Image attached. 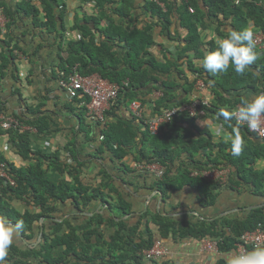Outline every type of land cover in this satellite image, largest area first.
Segmentation results:
<instances>
[{
  "label": "trees",
  "instance_id": "16d2710c",
  "mask_svg": "<svg viewBox=\"0 0 264 264\" xmlns=\"http://www.w3.org/2000/svg\"><path fill=\"white\" fill-rule=\"evenodd\" d=\"M56 1L50 0L51 6L57 7ZM79 1L83 3L93 2L95 13L94 15L84 13L82 19L75 20L78 22L70 28V31L78 32L79 39L77 41H69L64 46L62 45L64 25L61 22L64 9L62 15L59 13L55 16L52 12V7L48 6L49 0L41 1L42 10L34 6L35 3L32 0H20L18 1L19 3L15 4L14 8H8L5 4L0 6V8L9 22H13L15 17H19V12L23 11V17L25 19L30 17L35 28H43L46 32H55L57 34L59 42L56 44V49L57 52H62V55L58 59V65L54 64L52 66V79H58L55 72L56 69L67 75L72 72L73 67H76L81 75L97 74L111 84H120L121 81L127 80L128 88L125 89L126 91L124 90L125 93L123 94V99L125 100L139 99V95L143 93L142 91L147 89H153V91L161 94L160 99L151 102L152 111L157 114L161 109L172 106L177 107L189 102L188 98L173 102V92L170 91L175 84L173 81L175 78H173L171 72L174 73V76L180 77L182 74L180 65L186 64L187 71L197 74L207 86L209 80L215 81L214 88H209L215 95L214 101L212 100L207 107L201 108L206 111L205 117L211 118L213 121L218 120V122L226 126L229 132L232 131L230 124L238 126L234 119L230 122H224L222 117L218 119V112L225 107L224 105H228L232 109L236 103H241L242 96L236 97V99L231 101L224 97L228 89L255 88L257 76L254 70H258L262 75L261 78L264 79V49H255L260 53V58L250 66V70L246 71L244 75H237L230 66L226 72L212 76L201 66L195 67L191 58L195 57L201 60L204 57L205 50L198 49L201 45L199 29L207 27L208 22L209 25L215 26L212 31L218 37L219 35L220 37H225L227 34L224 35L220 31L225 28L224 23L227 17H232L233 19L232 24L228 25L230 30L240 31L249 26L248 22H252L255 29L257 28L263 34L264 42V10L254 7L251 1L255 0H241V4L237 6L233 5L230 0H201V6L198 5L197 0H186V3H181L178 6H176L174 0H157L164 4V11L157 6L155 0H147L145 5H143V10L149 14V23L144 24L142 27L137 26L134 19L125 20L128 16V10L124 5L129 0H121L119 8L113 11L107 7L111 4L109 0ZM188 8L192 9L191 13L188 12ZM41 13H43V17H40ZM110 13L118 14L122 21L119 24H115L110 17ZM171 16H176L175 19L179 22L178 25L185 32L183 42L179 41L177 43L178 50L176 53L156 45L153 37L155 35L154 31L158 27L163 37L169 42L179 40L180 35L174 33V37L172 36L173 32L170 31L171 21L169 17ZM55 19L61 23L56 25ZM9 22L6 24L4 39L0 40V79L6 73H10L14 79L17 77L15 73V58L12 55L13 48L10 45L13 26L12 24L9 25ZM103 22L108 23V25L102 26ZM96 34L99 37L97 39ZM208 45V52L217 48L211 41ZM151 47L161 49L160 57L163 59L162 61H158L150 54ZM119 51L120 54L118 53ZM191 51L194 52L192 56L189 54ZM87 65L90 66L88 72L86 70ZM42 75L44 76L43 73ZM31 76L32 69L27 72V77ZM59 78L61 77L59 76ZM192 85L193 82L184 88V94H188L191 90L193 91ZM218 88L221 89V92L217 91ZM72 101L81 102L78 99H73ZM139 101L144 103L141 97ZM38 111H35L36 114ZM78 113V119L80 120L78 133L84 135V138L90 144L96 143L102 137L100 146L96 151H107L113 159L111 163L120 165L126 172L130 170L124 164V159L127 157H132L135 163H157L163 166L165 168L163 176L161 179H156V185L162 190L160 192L162 194L165 186L168 187L167 190H179L188 186L198 191L199 195L203 197L202 202L205 206L214 205L217 197L216 190L220 188V185L217 182L208 181L199 176L193 177L190 174L191 170H206L205 167L211 164L214 167L223 165L225 168L230 169L232 177L234 176L238 181L250 185L254 194L264 197V168L260 171L253 170L255 161L264 160V143L256 144L252 142L247 136L254 137V139L256 136L249 134L248 131L240 126L238 127L244 140V146L241 155L233 157L231 155V141L219 140L216 142L217 140H214L209 133L200 131L197 128L195 119H187L184 115L180 117V121L162 126L157 135L150 136L146 128L140 129V123H136L133 118L123 119L116 116L114 122L109 123L106 120L103 124L86 121L82 107L79 108ZM109 113H106L107 117ZM43 114L41 113L42 116L39 118L33 117L34 119H26L24 122L34 126L39 136L46 137L50 133L48 120L51 118L49 115ZM111 117H115L114 111ZM27 137L28 135L18 134L16 131L10 134V140H12L16 155L23 161H27L25 168H16L8 164L3 156H0V164H3L6 170L9 169V175L12 176L16 184L15 188H4L3 181L0 179V217L7 218L14 224L22 222L23 226L19 230L30 234L32 231L30 228L42 216L49 215L53 211L48 200L62 203L75 196V193H72L75 191L79 192L82 203L86 205L100 190L98 189L94 194L88 196V192L80 187V181L78 180L79 163H77L76 159H73L74 157L76 158L73 155L76 152L75 147L67 150L70 153L69 155L72 156L74 163L77 164V168L71 166L67 168L64 164L58 162L59 156L57 154L59 153L54 152L47 156L41 151L31 150L32 147ZM199 154H201L200 157L202 159L198 157ZM179 159L181 161L179 167H174L173 162L179 161ZM203 159L204 162H201ZM51 167L61 174H68L73 182L71 184L50 182L46 177L47 172L52 170ZM102 174L104 176L103 171ZM169 175L171 176L170 178ZM102 180L106 183L109 177L105 176ZM169 181L170 185L167 184ZM23 197L30 200V205L37 209V213L25 212L19 214L7 204V199L24 200ZM119 204L121 206L120 209L125 211V205ZM159 226L161 231L165 232V234L168 233L167 229H170V223H159ZM195 228L196 230H193V228L189 229V233H185L181 229H178V231L186 237L194 236L199 240L216 241L220 254L226 255L233 252L236 239L241 234L256 229L264 231V214L262 209H257L251 211L245 219L215 220L210 224L203 223ZM85 231V234L88 235L94 233ZM76 237L72 234L71 238H74V240L69 244H73ZM55 241L54 244L58 242L57 239ZM121 241L122 237H120L119 232L114 234L111 237L112 246L108 247V254L114 248L119 249ZM152 243L151 236L145 243L142 241L138 244L130 243L129 253H123V255L131 258L130 260L133 264H143L142 252L148 249ZM69 244L62 257L54 258V260L50 261L52 263L61 262L62 264H91L93 257L100 253L97 251L93 255L91 251H88L86 255H75L73 246ZM257 248H264V245ZM257 248L249 247L248 252ZM41 249L44 248H40L38 251L20 252L10 247L8 256L5 258V264H44L41 261L35 263V260H32L35 257H43ZM69 256L73 257L68 259ZM47 257H50V255H47ZM28 260H32V262ZM232 261L227 262L222 259L219 264H232ZM47 264L51 263L48 261Z\"/></svg>",
  "mask_w": 264,
  "mask_h": 264
},
{
  "label": "crops",
  "instance_id": "0c3cea01",
  "mask_svg": "<svg viewBox=\"0 0 264 264\" xmlns=\"http://www.w3.org/2000/svg\"><path fill=\"white\" fill-rule=\"evenodd\" d=\"M18 1L20 0H0V6L5 4L8 8H14L15 4L19 3ZM41 1L42 0L32 1L35 3L34 6L39 10L43 9V6L40 5ZM146 1L147 0H129L126 5H124L128 10V16L125 20L134 19L136 25L139 27L148 24L149 14L143 10V5H145ZM174 1L178 3L177 0ZM230 1L233 3V0ZM109 2L111 4L107 7L112 11L118 9L119 5H121V0H109ZM197 2L199 6L202 5L201 0H197ZM56 4L57 7L51 6L52 4L49 0L48 6L52 7V12L55 16L59 13L62 15L64 9V14L61 19L64 25V35L65 33L71 32L70 28L78 22L75 20L82 19L84 13L91 15L95 13V10H93V2L83 3L79 0H57ZM239 4H241V0ZM163 5L162 3V8ZM178 5L179 4H177V6ZM233 5L235 4L233 3ZM1 12L0 8V13ZM23 15V11L19 12V17L17 16L13 22H9V25L12 24L13 26L10 45L13 50L18 51V54L26 53L28 55L26 57L13 55L15 58L14 62L16 67L18 64L22 65H19V68H21L20 70L24 74L32 69L34 81L32 77L29 78V81L32 83L31 86H26L23 81L21 90L20 87H15V80L11 74L6 73L4 77L0 79V112L15 116L20 121L24 118L28 120L39 118L42 116L41 113L47 116L49 115L52 120H48L50 132L48 136L44 137L40 135L38 138L36 137V135H38L36 133L35 135L28 134V140L32 147L31 150L41 151L47 156L57 152L59 153L57 154L59 156L58 162L64 164L67 168L70 166L77 168V164H75L73 160L76 159L77 163H79L78 180L80 181V187L88 192V196L94 194L98 189L100 192L86 205L82 203L79 192L75 191L72 192L75 193V196H72V198L62 203L48 200L53 211L49 215L42 216L40 220L30 228L32 230L30 234L18 230L14 235L13 243L10 247L20 252L38 251L40 248H44L41 249V255H43V257L40 255L41 257L32 259L35 260V263L41 261L47 264L49 261L51 264H62L61 262L52 263L50 260L62 257L63 252L67 249V245L74 240V238H71L72 234H74L75 237L77 236L76 240L73 244L69 245L73 246L75 255H86L88 251H91L93 255H95L97 251L100 252L93 257L91 264H133L130 260L131 258L123 255V253H129L130 243L138 244L140 241L145 243L149 240V236H151L152 242H157L165 252L158 264H219V261L222 259L231 262L233 260L232 254L225 255L204 252L202 250L203 239L199 240L194 236H183L178 229H181L185 233H189V229L193 228V230H196L195 227L203 223L210 224L215 220L227 221L245 219L251 211L257 209H262L264 214V197L254 194L250 185L238 181L234 176L232 177V171L225 168L223 165L214 167L209 164L208 167H205V169L213 171L215 176L214 180L217 183L221 173L226 175L228 181V184L216 190L217 197L214 205L205 206L202 202L203 197L192 187L185 186L179 190H167L168 187L165 186L163 194L160 193L162 190L156 185V178L150 173L138 170L135 167V162L132 157L124 159V164L130 169L128 172L120 165L111 163L113 159L107 151H96L100 146L99 142L90 144L89 141L84 138V135L78 133L80 127L78 110L63 102L62 95L57 90V87L51 83L50 86H42L37 89L36 86L38 85V81L36 79L39 78V74L34 72V70H40L43 67L42 64H47L48 66L53 65V56L47 49H52V51L56 50V44H58L59 41L55 32H46L43 28H35L32 19L30 17L25 19ZM42 15L43 14H40V17H43ZM110 17L115 24H119L122 21L116 13H110ZM175 18L176 16L169 17L171 21L170 31L173 32L172 36L174 37V33L179 34V40L169 42L163 37L158 27L154 31L155 35L153 36L156 45H160L163 49H169L174 53L178 50L177 43H179V41L183 42V37L185 36V32L182 31L178 25L179 22ZM55 21L56 25L61 23L57 21V19H55ZM232 21V17H227L224 23L225 28H222L220 33L222 32L226 35L230 31V26L228 25L232 24ZM248 24L249 26L247 28H251L253 33L259 31L257 28V30L255 29L252 22H248ZM103 25H108V23L103 22L102 26ZM214 27V25L211 26L207 22V27L201 28L198 31L201 44L198 49L205 50L204 55L208 53L206 48H209L208 43L210 41L213 45L217 46L218 39L224 38L220 37V35L218 37L214 31H212ZM72 33L74 36L78 35V32ZM95 36L96 39L99 38L97 34ZM69 41H62V44L65 45ZM160 50L161 49L157 47L150 48V54L158 61L163 60L160 57ZM118 53L120 54V51ZM189 54L192 56L194 52L191 51ZM55 57V62L57 63L58 56L56 53ZM191 61L195 67H200V60L198 58L192 57ZM89 68L90 66L87 65V72ZM180 69L182 72L180 77L174 76V73L171 72L173 78H175V80H173L175 83L174 87L170 90L173 92V102L180 101L184 98L192 100L195 97L192 90L188 92L189 95L184 94V88L192 83L191 81L194 79L195 75L187 71L186 64L180 65ZM254 73L257 76V82L254 85L255 88L249 89L245 87L238 90L228 89L224 97L231 101L239 96L244 98L264 94V79L261 78L262 75L258 70H254ZM217 91L221 92V89L218 88ZM142 92L144 100L142 104L146 108L144 109L145 113H148L149 109L147 108L151 109V102L158 100L160 98V93L153 91V89H147ZM202 95L209 96L213 101L215 99V95L210 89ZM41 100H43L44 103ZM129 102V100L127 101L121 98L115 105V117H111L113 112H110L111 115L109 113L107 117L108 122H114L117 115L123 119H130L128 112ZM42 105L43 109H41ZM238 105L239 104L236 103L232 109L228 105H224L225 107L223 108L234 110ZM30 106L35 110H39L38 113L32 115L34 111L28 114H24L21 111L23 107ZM26 115L29 116L25 117ZM195 124L200 131L202 130L209 133L214 140H217L216 142L219 140L230 141L226 134L230 132L226 126L218 122V120L213 121L211 118L205 117L198 119ZM221 126L223 130L218 133L217 130L221 128ZM197 131L196 135L198 134ZM10 134L6 135L4 132H0V156H3L8 164L16 168H25L27 166V161H23L16 155L12 146V140H10ZM247 137L256 144L264 143L257 138L254 139V137L251 136ZM74 147L76 152L73 155H75L76 158L74 157L72 159L67 149H74ZM200 155L201 154H199L198 157L202 159ZM180 162V159L179 161L173 162L174 167H179ZM201 162H204V159L201 160ZM263 168L264 160L255 161L254 171H260ZM51 169L52 170L47 172L46 177L50 182L56 184H71L73 182L68 174H61L53 170V167H51ZM170 175L169 178L171 177ZM105 176L109 177L106 183L102 180ZM167 184L170 185V181ZM75 199H77V201H75ZM6 201L7 204L19 214L25 212L37 213V209L30 205L29 199H7ZM119 203L125 205V211L120 209L121 206ZM3 219L15 225L7 218ZM167 222L170 223V229H167L168 233L165 234V232L160 230L159 223L165 224ZM89 223L90 225H88ZM85 230L94 233L88 235L85 234ZM118 232L120 237H122L120 247L119 249H112V252L108 254V247L112 246L111 237ZM56 239L58 242L54 244ZM47 255H50V257H47ZM72 257L69 256L68 259ZM32 260L28 261L32 262Z\"/></svg>",
  "mask_w": 264,
  "mask_h": 264
},
{
  "label": "clouds",
  "instance_id": "9594fccd",
  "mask_svg": "<svg viewBox=\"0 0 264 264\" xmlns=\"http://www.w3.org/2000/svg\"><path fill=\"white\" fill-rule=\"evenodd\" d=\"M180 2L181 1L179 0V3ZM163 11H164V8H163ZM41 14H43V13H41ZM0 16L2 17V20H3V24H2V26H0V40H3L4 36L6 34V24L9 22V20L3 14V12L0 13ZM69 34H70L71 39L70 38L66 39L65 35L63 33L62 41H69V40L70 41H77L79 39V35L78 36H74L73 33H71V32ZM255 49H256V41L254 39V33H253L251 28H245V29H242L240 31L230 30L223 39H218L216 50L206 53L204 55V57L200 60L199 63H200V66L207 73H210L212 76H216L218 74H222V73L226 72L229 69L230 66L233 68L234 72L237 75H244L246 71L250 70V66L255 61H257L260 58V53H258ZM47 50L53 56V65L54 64L58 65V62L57 63L55 62V59H56L55 53H56V55L58 56V59H59V57L62 55V52H57V49L54 50V51H52V49H47ZM12 55H14V56L19 55V57L28 56L26 53L18 54V51H16V50H13ZM42 66L43 67L40 70H36V69L34 70V72H37L39 74V78L36 79L38 81V85L36 86L37 89H39L42 86H44V87L50 86V84L53 83L57 87V90L61 93L62 98H63L62 100H63V102L66 103V105H71L75 109H77L78 111H79V108L82 107V109H84V114L83 115L86 118V120L90 121V122H94V121H91L88 118L86 109L84 107V104L87 103L88 99L87 98H80V97H77V96L76 97H69L67 95V91L61 87L60 82L66 81L69 78V76L74 71L76 73H78V75H80L81 77H89V76H93V75L99 77V75H97V74L81 75L77 71L76 67H73V69L71 70L72 72L67 74V75H65L62 71H59L58 69H56L55 72H56V74L58 76V79L56 80V79H52V77H51V75H52V66H48L47 64H42ZM15 68H16L15 73L17 75L16 79H14L15 80V87H20V89L22 90L21 87H23V86L21 84H22L23 81L25 82L26 86H31L32 83L29 81L30 77H27V72H26V74L22 73L21 70H20L21 68H19V64H18L17 67L15 65ZM42 73L44 74V76L42 75ZM59 76L61 78H59ZM31 77L33 78V75ZM197 78L202 79L201 77H198L196 75L194 77V79L197 80ZM100 79L102 81L107 82L106 80H103L102 78H100ZM33 81H34V78H33ZM124 81L127 82V86L125 88H123L122 85H121V83L124 82ZM121 83L120 84H115V85L120 86V90H119V93H118V96H117L115 102L112 104V106L106 112H104V114H103L104 121L102 122L103 124L107 120V116H106L107 114L106 113L107 112H113V111L116 112L115 105L118 103V101L121 98L122 99L124 98L123 94L126 91L125 89L128 88V81L127 80H123V81H121ZM214 84H215L214 80H209L208 86L205 84V89L201 93L195 92L194 91V87H193V93L195 94V97L192 99V101L194 99H199V101H207L206 105L208 106L210 104V102L212 101V99L209 98V96H203L202 94L205 93L209 88L214 87ZM52 96H53V93H52ZM140 97L143 99V94L139 95V99H134L132 101L129 100L130 102H129V106H128V112H129V117L130 118H133L136 123H140V129L141 128L145 129L142 121L140 119L134 117L132 115V113H131V110H130L131 104L133 102H139L141 107L143 109H146L143 106L142 102L139 101ZM160 98H161V94H160ZM73 99L81 100V102L76 103V102L72 101ZM41 101H43V100H41ZM192 101L189 100V102L187 104H184V105H181V106H177V107L172 106L170 108L161 109L160 112L163 111V110H167V109L170 110V109H173V108L180 109L183 106L190 105ZM43 103H44V101H43ZM206 105H202V106L199 107V109L204 112V115L202 117H189L185 112H183V113H180L178 116H176V118L172 122L180 121V117L182 115H184L187 119H195L196 121L198 119L205 118L206 111L204 109H201V108L202 107H207ZM238 106L239 107L234 109V110H228L226 108H221L219 110V112H218V117L217 118L219 119L220 117H222L224 122H230L233 119H235L237 121L236 125L246 124L247 127L249 129H251V130L259 129L261 124H262V122H264V94H261L259 96H255V97H244V98L241 99V103ZM41 109H43V105L41 106ZM147 109H149L148 113H145V111H143V115H144L145 119H148L151 116L156 114V113H154L152 111V107H151V109L150 108H147ZM21 111L24 114L25 113L28 114L29 112H32V111H34L33 115L36 113L35 112L36 110L33 107H31V106L30 107H23V109ZM160 112H158V113H160ZM28 116L29 115H26L25 117H28ZM4 119H6V120L3 121ZM8 120L11 121V124L29 125V124L24 122L26 120V118H24V119H22L20 121L15 116L6 115V114L0 112V122L3 121L2 123H4V122H7ZM163 126H165V125H163ZM179 126H181V124H179ZM230 127H232V131L230 133H226V134L228 135V137H229V139L231 141V155L233 157H239L241 155V152H242V149H243V146H244V140H243V138L240 135V128L238 126H232L230 124ZM34 129H35V133L37 134V131H36L35 127H34ZM222 130L223 129H222V126H221V128H219L217 131L219 133ZM13 131H16V130H13ZM16 132L18 134H26V135H28V132H26V131H16ZM4 133L6 135L9 134L8 132H4ZM148 134L150 136H155L158 133H156L155 135H151L148 132ZM249 134H251V133H249ZM256 138L259 139L257 136H256ZM259 140H261V139H259ZM98 142L100 143L101 141L99 140V141H97V143ZM139 164L140 165L141 164L150 165V164H145L144 162H140V163H135V167L137 168V166ZM151 164H157V163H151ZM157 165H159V164H157ZM0 166H4V165L0 164ZM4 170L7 172L8 176L13 181L12 176L9 175V173H10L9 169L6 170L5 166H4ZM138 170H142V171H145V172L149 173L148 171H146L144 169H138ZM206 170H208V169H206ZM164 171H165V168H163V174H164ZM150 174H152V173H150ZM152 175L154 176V174H152ZM154 177L156 179H161V177H156V176H154ZM13 183H14L13 187H10V186L6 185V186H4V188H15L16 184H15L14 181H13ZM22 226H23L22 222H19V223L15 224V225H12V224L8 223L6 220H4L3 218H0V264H5V258L8 256V250H9L10 246L13 243L14 235L18 232V230L20 228H22ZM238 238L236 239V242H237ZM203 240L204 241H210V240H205V239H203ZM210 242H214V241L211 240ZM155 244H157L160 247V245L157 242H153L152 245L148 249H146L144 251V254L142 255L143 264H147V263L158 264L159 260L164 256L165 252L162 249L164 254L159 259L150 260L147 257L146 253ZM235 244H234V250H235ZM216 247H217V250H218L217 244H216ZM218 253H220V252L218 251ZM230 254L233 255V252H231ZM232 264H264V248H257V249H254L251 252H248V253H245L243 255L237 256L235 258L233 257Z\"/></svg>",
  "mask_w": 264,
  "mask_h": 264
},
{
  "label": "built area",
  "instance_id": "2783aa9c",
  "mask_svg": "<svg viewBox=\"0 0 264 264\" xmlns=\"http://www.w3.org/2000/svg\"><path fill=\"white\" fill-rule=\"evenodd\" d=\"M186 2V0H181V2ZM240 0H233L235 5L239 4ZM155 3L159 8H162V4L159 1L155 0ZM259 5H264V0H260ZM188 12L191 13L192 9L188 8ZM65 38H70L69 33H65ZM254 39L256 41V48L258 50L264 49L263 42V34L261 32L254 33ZM196 85L194 87V91L197 93H201L205 89V84L202 82V79L197 78ZM60 85L63 89L67 91V95L69 97H80L87 98V103L84 104V107L87 112V116L91 121L102 123L104 121L103 114L106 112L112 104L115 102L120 86L115 84H110L108 82L102 81L99 77L93 75L89 77H81L75 71L69 76L66 81L60 82ZM122 87L125 88L127 86V82L124 81L121 83ZM192 101V100H191ZM207 101H199V99H194L190 105L183 106L180 109L173 108L163 110L158 114L151 116L148 119H145L143 115L144 109L141 107L139 102H133L131 104L130 110L134 117L140 119L147 129V131L154 135L158 133V130L161 126L170 124L176 116L180 113L185 112L189 117H202L204 112L199 109L200 106L206 105ZM207 106V105H206ZM239 106H237L238 108ZM4 119L3 121H5ZM1 121L0 123H2ZM235 123L237 121L234 119ZM6 124H11V121L4 122ZM243 129L247 130L249 133L256 135L259 139L264 140V122H262L261 126L257 130H251L247 127L246 124L238 125ZM102 140V137L99 138ZM159 166V165H158ZM157 164L143 165L139 164L137 169H144L149 173L154 174L156 177H161L163 175V169L158 167ZM228 174V173H226ZM191 175L196 177H203L208 181L216 182L213 171L210 170H192ZM226 177L224 173H221L218 178V183L223 182V178ZM0 179L3 181V185L13 187L14 183L8 176L7 172L4 170V166H0ZM264 245V231L260 229H256L250 232L243 233L237 240L235 244V250L233 251V257H237L248 253V248L253 247H261ZM202 250L208 253H216L218 254V250L216 244L210 241H203ZM163 250L157 244H155L147 253V257L150 260H157L163 255ZM151 264V263H147Z\"/></svg>",
  "mask_w": 264,
  "mask_h": 264
},
{
  "label": "rangeland",
  "instance_id": "374dc122",
  "mask_svg": "<svg viewBox=\"0 0 264 264\" xmlns=\"http://www.w3.org/2000/svg\"><path fill=\"white\" fill-rule=\"evenodd\" d=\"M157 1V0H156ZM178 1V3L177 2H175V4H176V6H177V4H179V5H181V3H184L183 1L182 2H180L179 3V0H177ZM181 1V0H180ZM247 1V0H246ZM251 1V0H250ZM252 3H253V5H254V7H256V8H261V9H263L264 10V5H259V2L260 1H258V0H255V1H251ZM186 3V2H185ZM162 4V3H161ZM161 9V8H160ZM2 24H3V20H2V17L0 16V26H2ZM72 33V32H71ZM78 36V35H77ZM206 49H208V48H206ZM24 63V62H23ZM20 66H22L21 64H19ZM195 76L197 75V74H194ZM191 82H193L194 84L192 85V87H195V85H196V81H195V79H193ZM13 130H16V131H26V132H28V134L29 135H35V129H34V127L33 126H31V125H16V124H6V123H0V132H8V133H11V132H13ZM155 135V134H154ZM36 137H38L39 138V135H36ZM27 139H28V137H27ZM158 166V165H157ZM158 167H160V168H164L163 166H158ZM224 180H223V182H221L220 183V187H224L226 184H228V181H227V177H224L223 178ZM229 184H230V182H229ZM213 243H215V244H217V242H213Z\"/></svg>",
  "mask_w": 264,
  "mask_h": 264
}]
</instances>
